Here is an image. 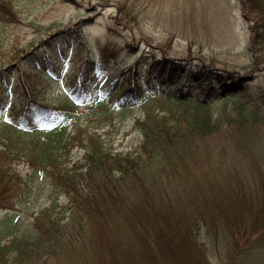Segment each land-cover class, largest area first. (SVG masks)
Instances as JSON below:
<instances>
[{
    "label": "trees",
    "instance_id": "trees-1",
    "mask_svg": "<svg viewBox=\"0 0 264 264\" xmlns=\"http://www.w3.org/2000/svg\"><path fill=\"white\" fill-rule=\"evenodd\" d=\"M241 4L254 13L248 41L258 62L264 59V0ZM14 15L11 2L0 0V18ZM60 37L0 65V209L33 204L45 186L48 201L27 215L31 227L22 236H13L9 227L12 213L2 217L0 264H47L50 259L56 264H212L211 254L221 264H264V166L254 164L251 178L241 173L233 179L222 169H210L211 163L206 170V161L219 157L198 149L223 126H260L261 111L251 106L252 96L248 102L241 98L251 93L245 84L252 77L193 63L192 57L180 64L137 57L125 66H110L96 62L89 50L56 87L55 100L47 102L46 85L61 79L54 73L43 82L27 77L58 62L66 46ZM97 66L105 73L89 100L93 104L105 105L101 95L117 90L111 82L116 78L118 96L154 107L134 121L141 140L133 150L114 151L97 131L68 128L78 105L72 94ZM258 99L264 106L263 95ZM75 146L83 152L73 159ZM258 186L263 193L255 192ZM238 197L244 205L253 200L246 207L247 225L240 223L244 206Z\"/></svg>",
    "mask_w": 264,
    "mask_h": 264
},
{
    "label": "rangeland",
    "instance_id": "rangeland-1",
    "mask_svg": "<svg viewBox=\"0 0 264 264\" xmlns=\"http://www.w3.org/2000/svg\"><path fill=\"white\" fill-rule=\"evenodd\" d=\"M5 1L11 2L16 16L0 18V65L14 61L24 50L49 38L58 39V36L63 35L67 39L59 38L61 42L66 41V46L60 52L61 59L52 68L49 65L42 73L30 71L27 77L43 82L47 80L46 73L55 71V77L61 80L58 84L46 85L50 87L47 102L55 100L56 87H61L67 73L80 65L79 56L86 55L89 50L96 62L104 61L106 64H102L110 66L122 67L137 57H141V60H175L176 64L192 57L193 63L209 64L219 70L237 71L243 76L252 77L245 84L251 93L243 94L241 98L248 102L252 96L251 106L261 111L260 126L252 130L244 126L241 129L233 123L223 126L207 135L198 144V149L201 152L212 150L210 154L219 157L210 159L208 163L206 161V170L222 169L233 179L241 173L246 179L251 178L254 164L264 166V106H261L262 100L258 99L263 95L264 101V59L255 62V56L249 53V25L254 13L247 11L241 0ZM81 20L87 21L76 26ZM74 28H79V33H74ZM62 30H67L68 34ZM82 41L87 44H82ZM102 49H105V53L101 55ZM45 61L41 57L40 63ZM104 73L105 70L97 66L89 75V81L73 92L72 96L78 105L75 108V120L68 128L79 130L81 134L97 131L95 133L100 134L114 151L133 150L141 140L139 131L134 128V121L145 117L146 110L154 107L139 104L133 98L118 96L121 82L116 81V78L111 82L117 90H108L101 95L105 105L93 104L89 100L97 94L98 81ZM142 88H145L144 84ZM123 104L127 108H121ZM36 126L42 127L44 124L37 123ZM82 152V148L75 146L71 156L76 159ZM16 167L20 169L24 166L18 164ZM26 171L27 168L21 170L22 174ZM223 182L227 183L226 189L230 187L228 182ZM252 183L255 187V183ZM46 188L33 204L26 201L25 204L16 203L13 209H0V220L6 213L13 214L9 226L15 230L13 236L29 232L32 218L27 215L36 214L48 204ZM237 191L242 193V187ZM257 191L263 193V188L258 186ZM241 197H238V204L244 207L240 212L243 216L240 223L247 225L250 214L246 207L252 205L253 200L244 205ZM58 202H64L63 196L59 197ZM210 259L212 264L222 263L213 254ZM54 261L50 259L47 264H56ZM224 262L229 263L226 260Z\"/></svg>",
    "mask_w": 264,
    "mask_h": 264
}]
</instances>
